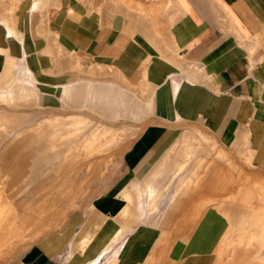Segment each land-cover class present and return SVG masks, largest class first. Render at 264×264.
Returning <instances> with one entry per match:
<instances>
[{"label":"rangeland","instance_id":"rangeland-1","mask_svg":"<svg viewBox=\"0 0 264 264\" xmlns=\"http://www.w3.org/2000/svg\"><path fill=\"white\" fill-rule=\"evenodd\" d=\"M27 1L0 0V20L21 26ZM20 2H25L21 12ZM100 2L99 7L74 6L69 11L79 21L92 13L99 14L101 21L90 16L89 23H77V29L88 35V44L66 50V42L59 31H52L49 21L63 7H53V0H39L32 20L37 44L32 67L27 61L21 65L16 49L0 38L4 58L0 71V211L5 216H24L0 227V264H18L32 243L61 229L71 212L87 211L93 198L116 177L124 151L152 124L170 128L172 140L146 167V184L138 169L124 199L128 204L134 201L136 190L154 187L158 194L150 201L157 202V209L133 223L123 239L146 227L150 231L143 237L149 240L147 253L155 255L158 264H167L161 252L175 240L186 253L212 251L208 258H200V264H264V170L254 163L248 134L239 128L237 133L231 125L215 130L201 115L186 118L175 109L174 118L166 117L170 112L165 87L174 104L184 79L203 81L200 68L204 66L185 71L179 64L183 58L166 40L171 54L167 58L176 70L153 84L147 72L149 58L143 64L120 65V57L110 53L117 36L128 39L145 34L150 15L155 33L161 36L165 30L157 29L172 23L174 6L167 2L164 7L160 3L148 7L138 0ZM101 41L105 47H99ZM141 41L157 52L155 39ZM40 62L44 69L40 65L36 70ZM177 72L184 75L182 81L179 75L175 77ZM172 81L180 86L176 96ZM58 86L62 89L55 90ZM94 88L106 94L99 92L94 99ZM15 163L22 166L12 167ZM12 169L22 172L15 184L11 183ZM17 201L19 205L13 207Z\"/></svg>","mask_w":264,"mask_h":264},{"label":"crops","instance_id":"crops-1","mask_svg":"<svg viewBox=\"0 0 264 264\" xmlns=\"http://www.w3.org/2000/svg\"><path fill=\"white\" fill-rule=\"evenodd\" d=\"M29 1L26 3V8ZM138 1L147 6L160 3L163 7L167 2H171L176 11L172 23L165 29H157L165 30L161 36H158L151 25L154 19L150 15L148 21L150 25L148 30L146 28L145 34H135L128 39L125 35L117 36L110 53H116L120 57L118 60L120 65L131 61L143 64V59L149 58L150 66L147 65V72L153 84L162 80L166 72L176 70L175 64L167 58L170 53L165 46L166 40L179 57L183 58L179 64L185 71L195 65L204 66L200 68L204 70L203 81L189 83L184 79L174 104L169 102V88L165 87L166 103L168 102L166 109L170 112L166 117L171 118L172 115L174 118L175 109L178 116L183 115L186 118H193L195 114L201 115L207 120L210 128L215 130L231 125L238 133L239 128L243 134L245 132L249 136L254 163L264 170V0ZM24 4L25 2H20L18 6H21V9L18 11L21 12L25 8ZM38 4L39 0L37 7ZM100 5H102L100 0H81L80 4L74 3V0H58V2L53 0V7L62 6L63 9L59 14H56L58 10L54 11L49 21L54 26L52 31H59L66 42V45L64 44L66 50L68 47L77 48L88 44L85 43L88 35L77 29L80 26L77 23H89L90 16L94 21H101L100 15L96 13L90 16L83 15L82 20L79 21L81 18L74 19L73 12L69 11H74V6L89 8ZM36 10L37 8L32 10L28 34L30 46L28 55L24 59L21 57L20 44L11 39L6 30L8 27L19 37L25 36L22 25L12 27L4 20H0L2 31L0 38L16 49L21 65L27 61L30 67L33 66L36 57L32 52L37 46L33 40L36 33L31 32L33 13ZM164 17L161 19L162 22ZM22 18L23 15L20 17L23 23ZM147 37L155 39L154 47L157 52H154L153 47H149L150 44L146 41H141L145 38L148 40ZM98 45H101L99 46L101 48L106 44L101 41ZM131 47H133L132 51ZM135 47L140 48L134 50ZM86 53L91 54V52ZM133 56L134 60L131 59ZM3 60V55L0 54V71ZM40 61H43V57ZM41 62L37 64L36 70L40 65L43 67ZM18 69L22 70V67L19 66ZM180 74L177 72L175 77L179 75L180 79L176 78L182 81L184 75ZM37 85L42 86L43 89L49 88L42 83ZM54 89L58 90L62 87L58 86ZM172 135L173 131L170 128L159 124H152L143 129L124 151L119 172L114 180L104 192L93 198L88 210L71 212L61 229L49 232L32 243L22 253L18 264H89L93 260H96L95 264H158L156 261L158 258L147 253L149 240L146 238L143 240V237L150 231L148 232L146 227L131 231L128 237L123 239L133 223L143 220L157 209V202L151 203L150 199L158 194L156 191L158 189L148 187L142 191L136 190L134 201L128 204L124 199V193L133 178L137 179V171L140 168L138 173L145 176L147 183L146 167L152 165L150 163L154 159L153 156L159 149L169 144ZM21 166V163L12 165L15 168ZM21 173V170L12 169V184L18 181ZM173 196L174 194L169 199H173ZM19 203L20 201L13 202V207ZM0 214V227L8 223H16L17 218L20 220L24 218L21 214H14L13 217L5 216L2 211ZM180 246V242L175 240L170 248H165L161 252L160 258L166 259L167 264L168 261L171 264H200V258H208L207 254L210 256L212 254L210 250L202 255L199 251L186 253Z\"/></svg>","mask_w":264,"mask_h":264},{"label":"bare ground","instance_id":"bare-ground-1","mask_svg":"<svg viewBox=\"0 0 264 264\" xmlns=\"http://www.w3.org/2000/svg\"><path fill=\"white\" fill-rule=\"evenodd\" d=\"M35 7H37V0H30L29 1V4H28V7L26 8V10L24 11V14H23V23H22V31H23V34H25V36H18V34L16 35V34H14L12 31H11V29L10 28H8V27H6V30L8 31L7 33L9 34L8 36L12 39H14V40H16L19 44H20V46H21V48H22V55H21V57L24 59V57H26L27 55H28V47L30 46V42H29V39H28V34H29V30H30V20H31V17H32V15H31V13H32V10L35 8ZM24 31H25V33H24ZM22 37V38H21ZM9 39V38H8ZM169 80H172V79H169ZM173 82L174 81H172L171 83L173 84ZM176 83V82H175ZM104 85V84H103ZM102 85V86H103ZM101 86V85H100ZM172 86V93H173V96H176V94L179 92V89H180V86L179 85H177V84H173V85H171ZM105 89H106V87H105ZM99 92L100 93H102V92H104V94H106L105 93V91H104V89L103 90H98L97 88H94L93 90H92V96H93V98L95 99H98L97 97V95L96 94H98L99 95ZM102 96V95H101ZM101 96H100V98H101ZM146 184V183H145ZM146 186V185H145ZM152 188H154V187H152ZM129 194V193H128ZM152 199V198H151ZM150 199V200H151ZM138 203V202H137ZM140 203V202H139ZM0 216H1V214H0ZM142 216V215H141ZM2 227V226H1ZM122 229L123 228H121V231H122ZM120 233V232H119ZM96 263V260H93L92 262H90L89 264H95Z\"/></svg>","mask_w":264,"mask_h":264}]
</instances>
